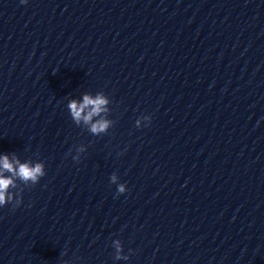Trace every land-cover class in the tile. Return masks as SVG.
<instances>
[{
  "label": "clouds",
  "instance_id": "1",
  "mask_svg": "<svg viewBox=\"0 0 264 264\" xmlns=\"http://www.w3.org/2000/svg\"><path fill=\"white\" fill-rule=\"evenodd\" d=\"M21 4H26L27 0H20ZM108 100L103 94H97L95 97L85 94L82 101L71 100L68 103V109L72 119L80 124L83 122L86 125H90L89 131L94 135H99L105 132L109 126L110 121L107 119H97L93 122L94 117H99L101 113L107 111L106 105ZM148 124L151 121L150 116L144 117ZM147 124V125H148ZM146 125V126H147ZM139 126V120L137 121ZM74 160L77 158H73ZM10 173V175H5ZM45 175L44 165L42 163H36L32 165L28 162L21 163L19 159L10 160L8 155L0 157V207L12 203L13 207H18L21 203V194H15L9 191L10 188L16 187V179H19L24 184L36 185L39 180ZM116 176L111 177V182L116 183ZM126 185L119 184L117 186V193L124 194L126 192ZM14 202V203H13ZM116 247V259H127V257L121 256V245L119 241H115Z\"/></svg>",
  "mask_w": 264,
  "mask_h": 264
}]
</instances>
